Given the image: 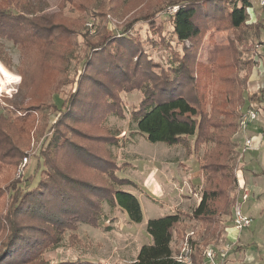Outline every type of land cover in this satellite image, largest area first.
Instances as JSON below:
<instances>
[{"label":"trees","instance_id":"trees-1","mask_svg":"<svg viewBox=\"0 0 264 264\" xmlns=\"http://www.w3.org/2000/svg\"><path fill=\"white\" fill-rule=\"evenodd\" d=\"M20 2L0 0V36L12 39L24 50L32 45L38 48L36 61L32 58L25 65L26 68L21 70L19 87L23 85L26 91L15 95L19 96L21 102L25 99L29 104L26 107L16 106L14 115L20 130L29 132L32 116L28 110L30 107L38 109L40 104L45 103L51 90L46 92L50 85L48 73L42 72H48L54 60L52 65L60 66L67 48L52 46L54 42L51 39L59 38L61 32L53 28L51 18L44 15L29 16L28 10L20 9ZM248 4L245 0H191L175 11L173 31L181 43L197 40L202 30L207 29L210 20L218 22V18L214 17L225 15L226 25L232 29L234 38L228 46H216L213 49L215 57L211 60L212 65L209 63L205 66L196 61L186 49L178 58L176 66L170 65L157 73L154 70L157 64L144 54L133 38L116 37L110 43H114V49L108 45L98 48L100 43H92L91 55L78 86L61 102L60 107L64 106L60 109L58 125L55 124L48 140V146L53 151L45 149L40 152L44 167L40 168L41 165L37 164L35 168V173H39L38 180L33 185L28 182L20 186L17 183L21 180L13 179L9 184V187L12 186L9 189L10 205L4 214L0 204V230H7L0 246V264H34L42 249L60 238L65 226L75 227L78 220L97 225L99 199L105 195H110L109 200L124 210L130 221L142 220V208L133 193L111 189L95 175L113 171L112 160L104 152L103 143L116 141V137L109 131H102L105 128L102 125L104 117L117 108L122 90L134 88L142 92V99L129 113L137 132L150 142L183 144L188 153L193 151L196 156L204 148V163L200 164L203 180L201 198L189 214L200 224L206 225L204 239L190 238L193 263L201 264L203 249L215 244H208L211 238L216 237V228L211 227L215 223L214 219L219 211L228 212L235 199V196L230 195L234 175L228 166V155L233 149L230 138L237 126L234 120L235 107L244 101L242 90L248 76L238 74L237 68L242 58L240 51L236 50V41L250 31L256 39H260L264 30L262 19L246 22ZM13 10H17V13H13ZM229 49L233 51L224 62H219V53ZM229 58L230 62L221 67ZM242 61L250 63L251 58ZM34 62L36 67H31ZM200 66L215 67L214 78L208 84L200 85L198 76H194L195 70L196 75L201 73ZM221 68L225 69V73L217 76ZM35 87L42 88V91L35 94ZM206 89L210 90V95ZM251 97L255 99L254 95ZM261 98L259 96L256 100L260 106ZM23 112V115L19 114ZM221 114H224V118ZM4 115L0 113V163L5 162L6 167L15 168L25 150L19 143V135L15 137L12 131L6 130L3 123L9 122ZM81 125L96 131L81 130ZM68 127L75 131L73 139L67 138ZM93 174L97 179L93 178ZM33 177L29 175L27 179L32 180ZM114 179L125 180L116 176ZM4 194L0 190V197ZM182 215L184 212L177 210L148 219L146 232L151 242L143 244L129 264H180L174 258L170 242L173 232L180 230ZM54 264L94 263L62 261Z\"/></svg>","mask_w":264,"mask_h":264},{"label":"rangeland","instance_id":"rangeland-1","mask_svg":"<svg viewBox=\"0 0 264 264\" xmlns=\"http://www.w3.org/2000/svg\"><path fill=\"white\" fill-rule=\"evenodd\" d=\"M190 1L21 0L20 9L28 10L29 16L44 15L51 18L50 22L53 24V28H58L56 30L61 32L59 38L51 39V42H54L52 46L65 47L67 52L62 56L63 61H61L60 66L52 65L55 63L54 60L51 67H48V72H42L48 73L47 81L50 85L46 92L51 90L45 103L40 104L38 109L30 107L31 109L28 110L32 116V123L30 131L23 132L15 123V108L19 105L26 107L29 104L25 99L21 102L19 96L15 97V95L18 92L25 93L26 91L23 85L19 87L22 78L21 70L26 68L25 65L29 64L32 58L36 61L38 48L37 45H32L28 50H24L12 39L0 36V63L8 71L19 77L18 81L14 83H7L0 74L1 81L5 82L3 91L0 92V113H5V120L9 122L3 123L6 130L12 131L15 137L19 135V143L25 150V154L15 168L6 167L5 162L0 163V190L5 192L0 197L3 214L10 205L9 189L12 186L9 187V184L13 179H20L21 182L17 183L20 186H25L28 182L33 185L38 180L39 173H35V168L37 164L41 165L40 168L44 167L40 152L50 149L48 140L55 124L59 122L60 109L64 106L60 107L61 102L78 86L79 78L84 73L91 55L92 43H100L98 48H105L108 45L114 49V43H110L116 37L128 36L133 38L139 43L144 54L157 64L154 67L157 73L161 69H167L170 65L176 66L178 58L186 49L196 61H200L205 66L209 63L212 65L211 60L215 57L213 49L216 46H228L234 38V34L232 29L226 25L225 15H219L214 17L218 18L219 21L210 20L206 25L207 29L202 30L197 40L179 42L173 31L172 18L179 7L190 3ZM257 2L258 0H252L250 9H246L248 13L246 22L262 19L264 23V5L261 6ZM12 12L17 13V10ZM225 26L226 28L223 29ZM262 39H264V30L261 32L260 39H256L250 31L245 33L241 40L236 41V50L240 51L242 58L237 68L238 74L240 76L248 75L242 90V98L245 102L236 104V111L234 109L236 114L232 112L235 114L236 123L240 111L246 106L248 99L254 98L251 97L252 95L255 96V99H252L255 101L258 100L259 96L262 97L261 104L264 110V56L256 52L255 47L256 42ZM232 51L233 49H229V51L220 52L219 62H224ZM256 53L262 58V64L258 65L254 60ZM86 55H88L87 58ZM50 57L53 58L52 55ZM249 58H251L252 64L242 61ZM134 59L135 57L133 61ZM229 60L230 58L221 67L226 66L230 62ZM34 65L36 67V62L31 67ZM199 69L201 73L196 75L195 70L194 76H198L197 81L200 82V85L208 84L213 80L215 67L202 68L200 66ZM224 73L225 69H222L217 72V76ZM257 84H262V86L254 92ZM41 91L42 88L35 87L34 89L35 94ZM207 92L210 95L209 89H206ZM119 97L121 100L117 108L110 111L102 122L103 127H105L102 131H109L116 137V141L103 143L104 152L106 155L108 153L112 160L111 170L113 171L105 172V174L99 172L95 175L111 189H122L133 193L142 208V220L140 222L130 221L126 212L109 200L110 195L102 196L99 199L100 205L98 203L99 206L97 207V210H100L98 224L92 225L84 220H78L75 222V227L72 225L65 226L60 238L44 247L34 264H54L62 261L129 264L135 259L140 247L151 242V237L146 232L147 220L174 213L177 210L183 211L184 215L180 218L182 222L180 230L177 233L174 231L172 234L170 247L173 255L178 254L186 239L188 241H191L190 238L204 239L206 225L200 224L199 221L194 220L189 215L201 198L203 180L200 164L204 163V148H201L198 156H196L193 151L188 153L183 144L169 145L159 141H148L136 131L129 117L131 109L137 106L142 99V92L137 88L129 91L122 90ZM211 99L210 97L209 100L211 101ZM7 109L13 113H8ZM19 114L23 115L24 112ZM262 114L263 119H261L262 122L258 123L259 126H263L262 123H264V112ZM221 117L224 118V114H221ZM10 124L16 125L11 126ZM81 127V130L84 131H96L91 127L83 128L84 125ZM252 127V124H249L247 130L252 129ZM74 133L75 131L70 127L67 128V138L73 139ZM240 135L241 133L236 126L230 138L233 149L228 155V166L234 175L230 195L235 196V199L228 212L219 211L218 216L214 219L215 223L211 227L216 228V237L211 238L212 240L208 244L215 243L214 246L219 248L230 243L231 250L225 256L224 262L254 264L255 261H258V264H264V185L259 191L253 189V186H257L255 181L264 182V142L257 151L244 152L243 158L240 155ZM242 143L243 139L241 140ZM50 150L53 151V149ZM24 156H27L26 163L23 162ZM247 157H250L249 161ZM21 165L23 171L19 174L18 168ZM240 174L246 175L248 181L249 178L256 176L260 179H254L255 185L249 181L252 189L247 184L240 187L238 180ZM29 175L34 176L32 180L27 179ZM114 176L125 178V180H115ZM96 177L93 174V178L97 179ZM153 180L160 182L159 186L156 185V192L145 187L149 182L156 183ZM189 187H191V191L188 190ZM244 189L248 190L249 193L246 199L242 198L246 191ZM193 191H197L196 194ZM237 204H240L242 213L251 218L250 224L242 229L236 227L233 221V209ZM191 232L194 234L189 235ZM6 233L7 230H0V235H2L0 246ZM233 238L236 240L238 238L239 242L236 244L234 241L233 243ZM234 251H241V253H232ZM233 254H235L234 257ZM240 261L242 262L240 263Z\"/></svg>","mask_w":264,"mask_h":264},{"label":"built area","instance_id":"built-area-1","mask_svg":"<svg viewBox=\"0 0 264 264\" xmlns=\"http://www.w3.org/2000/svg\"><path fill=\"white\" fill-rule=\"evenodd\" d=\"M237 1H243V0H237ZM245 1L249 3L248 6L246 7V9L248 10L251 7L252 0H245ZM257 3L263 6L264 0H258ZM255 47H256V52L264 56V39L256 42ZM259 54L256 53V57L254 58V60H256V63L258 65L263 63V60ZM260 86H262V84H257V86H255L256 90L254 92H256L260 88ZM263 112L264 110L262 106H260L259 103L255 100H248L246 106L240 111L237 121L238 130L243 138V143L240 144L241 145L240 155H243V153L246 151L256 150L259 148L264 133V123L262 128L263 132H259V131L256 132L257 129L254 130L252 129L247 130V129L249 124L253 125L255 123L262 122L261 119H263L262 118ZM23 162L24 163L27 162V156L23 157ZM22 171H23V166L21 165V167L18 168V173L20 174ZM242 186L243 185H241L240 187ZM246 191L242 196L243 199H246L249 194L248 190ZM233 221H234V225L239 229L247 227L251 222V218L245 215L244 213H242L240 209V204L234 206ZM192 234H194V232H191L189 235ZM221 247L217 248L216 246H214V244L207 245L202 253L203 260L201 261V264H231L230 262L227 261L224 262L225 256L227 255V252L229 250V243ZM192 253H193V246L191 242L188 241V239H186L182 243L180 250L178 251V254L174 255V258L180 264H194L192 260Z\"/></svg>","mask_w":264,"mask_h":264},{"label":"crops","instance_id":"crops-1","mask_svg":"<svg viewBox=\"0 0 264 264\" xmlns=\"http://www.w3.org/2000/svg\"><path fill=\"white\" fill-rule=\"evenodd\" d=\"M258 123H256V124H253L252 126V130H254V129H257V131L256 132H258V131H262L263 132V129H262V127L261 126H259V125H257ZM263 124V123H262ZM240 144H241V140L243 139L242 138V136L240 135ZM264 142V133H263V136H262V139H261V142H260V145H259V148H261L260 146H262L261 144ZM258 148V149H259ZM258 149H256V150H251V151H253V152H255V151H257ZM244 155V154H243ZM242 155V156H243ZM243 158H244V156H243ZM248 158V161L250 160V157H247ZM237 174V173H236ZM246 175H244V174H240V178L238 179L239 180V184H241V185H248L249 186V188H251V185H250V183H249V181H252L251 183H253V181H254V179H260L258 176H254L255 178H249L250 180L248 181L247 180V178L245 177ZM252 179V180H251ZM264 179V178H263ZM262 179V180H263ZM153 181H155L156 183H153V182H149V184H146L147 186H145L146 187V189H148V190H151V191H157V186L156 185H160V182L159 181H156V180H153ZM256 182V184H257V186H253V189H256V191H259V190H261L262 189V187H263V185H264V182L263 181H255ZM263 182V183H262ZM240 185V186H241ZM253 185H255V183H253ZM192 187V186H191ZM191 187H189L188 188V190L191 188ZM252 189V188H251ZM192 189H190V191H191ZM187 191V190H186ZM155 192H154V194H155ZM195 192V194H196V192L197 191H193V193ZM246 215V214H245ZM231 237V236H230ZM239 238V237H238ZM238 238H237V240H236V238H233L232 239V242L234 243V241H236V244L239 242L238 241ZM235 239V240H234ZM241 253V251H239V252H237V251H234V252H232V253ZM238 254V255H239ZM233 257L235 256V254H233L232 255ZM237 257V256H236ZM235 257V258H236ZM238 258V257H237ZM203 259V258H202ZM241 260V259H240ZM242 261H240V263H241ZM254 264H258V261H255V263Z\"/></svg>","mask_w":264,"mask_h":264},{"label":"bare ground","instance_id":"bare-ground-1","mask_svg":"<svg viewBox=\"0 0 264 264\" xmlns=\"http://www.w3.org/2000/svg\"><path fill=\"white\" fill-rule=\"evenodd\" d=\"M0 74L5 78V82L7 83H14L18 81L19 77L10 71H8L1 63H0ZM5 82H2L0 79V92L3 91V84Z\"/></svg>","mask_w":264,"mask_h":264}]
</instances>
